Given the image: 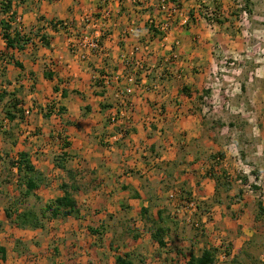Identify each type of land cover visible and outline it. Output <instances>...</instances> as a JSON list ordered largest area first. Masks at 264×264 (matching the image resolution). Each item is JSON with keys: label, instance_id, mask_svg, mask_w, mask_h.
<instances>
[{"label": "crops", "instance_id": "1", "mask_svg": "<svg viewBox=\"0 0 264 264\" xmlns=\"http://www.w3.org/2000/svg\"><path fill=\"white\" fill-rule=\"evenodd\" d=\"M12 1L13 11L19 20L16 21L17 27L22 33L30 35L32 40L21 51L13 49L10 50V55L5 53L6 66L0 63L1 69L6 67V75L1 77L0 72V82L3 80L0 93L6 92L3 106L13 86L14 91L20 87L32 88L31 91H26L28 94L25 98L58 100L60 113L51 109L45 114L37 112L31 116L30 125L38 131L49 130V135L32 134L31 148L26 151L30 152L32 162L44 173L47 181L45 191L50 192L54 184L57 185L59 190H56L55 198L64 194L61 185L71 180L67 171L72 169L78 173L77 181L83 186L78 191L81 199L75 196L79 205L88 206L86 201H94L92 206L93 212H97L95 217L102 218L98 226L104 223L102 226L110 229L108 247L117 248V253L111 257L109 254L104 255L101 252L106 248L100 247L104 234H91L88 229L84 234L77 232L76 222L79 224L83 220L82 223L87 224L90 221V217L87 220L83 217L76 219L70 230L66 229L70 233H65L62 244L56 249L59 257L50 254V264H118V256L130 260L131 264L176 263L174 258L177 250H185L189 240L180 235L174 241L179 247L173 249V254L170 253L169 246L161 247L152 238V230L157 226L167 228L164 239L172 242L168 235L172 230L170 223L179 225L180 222L176 220L173 204L170 203L172 200L169 193L173 189L166 191L163 187L170 180L179 183L177 181L180 177L181 181L185 180L183 185L191 186L193 193L190 190V196L196 195L198 189L197 196L200 199L206 200L208 204L213 203L211 209L206 211L207 214L202 216L204 222L216 224L217 220L214 222L213 216H210L212 214L218 217L220 214L226 222L225 227H228L232 222L227 221L226 214L230 211L241 214L235 229V233L236 230L239 232L234 238L237 245L232 247L234 255L240 254L238 249L243 244L247 245L248 241L254 242L257 239L255 217L259 205L257 204L253 210L255 214L252 215L246 204L252 198L254 190H247L245 184L240 189L219 191L217 182L211 179L213 173L208 164L210 158L213 161L223 159L226 170H230L228 166L234 164L237 168L235 174H241L232 148H238L245 163L239 145L243 141H239L238 137H231L219 149L221 156L218 153L215 155L217 151L214 148L218 144L214 142L212 132L216 121L212 119L210 124L207 123L211 114L203 110L200 99L203 100L204 91L214 95V88L208 89L213 83V73L217 75L222 72L219 75L227 76L228 83L229 79L239 80L241 89L236 96L248 104L251 102L248 108L244 104L237 108V114L245 121L244 128L250 127L251 137L248 140L252 144L248 153L251 168L254 169V175L264 173V0H246L251 8L252 22L257 28V31L254 28L256 32L253 31L257 36L251 39L250 44L243 38L245 32L242 30L237 29L239 31L229 34L232 18L240 15L238 0H207L204 3L208 10L219 9L220 14L226 17L220 28L224 32L222 38L225 37L226 45L230 46L228 51L235 54L237 59L235 72L232 70L234 67H217L214 64L213 52H225V49L213 47V51L208 50L211 45L209 43L196 46L195 31L190 27L191 23L184 24L181 16L190 15L195 10V14H200L196 8L199 4H194V0H181L179 16L173 20L172 28L163 38L160 35L153 37L149 31L151 20L165 19L160 10V0ZM108 9L112 11V17L104 22L101 15H105ZM64 20L72 23L70 31L57 27ZM103 23L106 27V34L102 38L103 50L91 54L86 60L73 55L68 45L70 37L97 32ZM41 35L47 36L48 44L40 39ZM228 40L235 44L240 41L241 44L228 45ZM5 47L6 41L0 26V52H6ZM128 59L132 63L140 60L144 67L137 70L134 93L128 96L124 104H120L116 92L123 86L125 75L133 71ZM224 72L231 75H224ZM220 92L223 91L220 89L215 95ZM260 101L263 102L262 107H259ZM6 108L0 104V114L5 113L3 119L9 107ZM113 114H117L119 123H112ZM212 116L216 120L221 117L219 114ZM10 121L22 122V118L17 113V117ZM54 122L63 127L56 130ZM121 127L127 133L124 137L115 139L114 136ZM28 128L31 129L30 126ZM242 132L240 130V136ZM38 138H43L42 143L36 145ZM109 140H114L110 142V146ZM138 172L148 180L145 182L136 177ZM51 180L52 186L48 182ZM222 196H225V200L242 197L239 201L227 202ZM141 209H147L148 212L144 215ZM249 212L252 215L251 221L246 219ZM235 213L231 214V218ZM68 219L72 221V217ZM0 220L4 221L0 234L10 228L15 242L19 243H27L44 229L22 230L10 226L5 218ZM250 222L254 224L255 230L250 229ZM143 227L150 229V236L143 234ZM22 234L28 235L21 237ZM119 234L122 238L130 234L131 244L128 240H123L125 237H117ZM195 242L197 245L190 249V253L195 255H199L205 247L217 246L209 243L204 245L197 238L193 240ZM198 242L201 244L199 252L195 250ZM126 243L129 245L128 249H124V253L119 252ZM0 244L6 250V260L2 262L11 263L9 242ZM81 247H87L85 254ZM12 253L15 254L13 251ZM186 261L187 258L181 259L180 264H187ZM29 262V257L27 259L24 256L23 262L18 264H30Z\"/></svg>", "mask_w": 264, "mask_h": 264}, {"label": "rangeland", "instance_id": "2", "mask_svg": "<svg viewBox=\"0 0 264 264\" xmlns=\"http://www.w3.org/2000/svg\"><path fill=\"white\" fill-rule=\"evenodd\" d=\"M181 1V0H180ZM237 1V0H235ZM207 2V0H194V4H199V6H197L196 8L199 9L200 14H195L196 10L193 11V18L195 20H193L191 18L192 15H190V21L189 24L191 23L190 27H192L195 31L194 36L196 37V46H198L199 44H203V43H209L211 44L208 47V50H212L213 47H218L221 50H224L225 52H213V60H214V64L219 67L220 65L223 66H228L229 68H233V71L235 70V66L237 63V59H235V54L230 53L228 50L230 48V46L228 47L226 45L227 40L225 39V37L222 38L223 30L220 28V24L222 22H218L217 20L213 19V18H209L207 15L210 12L208 10V7L204 5V3ZM238 3L242 4V7H245V3L246 0H238ZM240 15H237L235 17L232 18L233 20V24L232 26H230L229 29V34H231L232 32L235 31H244L245 32V36L243 37L245 39V41H247V43L250 44L251 39H253L254 37H256V32L257 28H255L254 22H252V15L250 12V6H247V11H248V18L246 20L242 19V11L240 10L241 8H238ZM161 10V9H160ZM211 10V9H210ZM192 13V12H191ZM163 17L165 18L166 15L163 14ZM226 18V17H225ZM224 21V20H223ZM228 22V21H226ZM239 22V24L237 23ZM170 29L172 28V23L173 21L170 22ZM225 23V21H224ZM239 26V28H237ZM256 31H255V29ZM239 29V30H237ZM254 31V32H253ZM198 35V36H197ZM253 35V36H252ZM161 38L164 37V35H160ZM150 39V38H149ZM256 39V38H255ZM244 41V42H245ZM148 42H151V40H149ZM155 43V42H154ZM240 43V41H238L237 44L235 43H231L228 40V45H232L233 46H238V44ZM241 44V43H240ZM207 51V50H206ZM213 51V50H212ZM201 53H203V51H201ZM206 53H209L208 51ZM263 53V52H262ZM251 54V53H250ZM220 55V56H218ZM222 61V62H221ZM227 61V62H226ZM10 62V61H9ZM224 63V64H223ZM6 66V65H4ZM200 66V65H199ZM196 67V66H195ZM6 67H3V69L0 68V72H1V77L5 74L6 72ZM225 69V68H224ZM3 71V72H2ZM219 71V70H217ZM235 72V71H234ZM223 74L222 72H219V74ZM218 73L217 75L213 73V87L210 84V88L208 89H212L214 88V95H210V93H205V91L203 92V100L200 99L202 108L205 112L210 113V120L207 121L208 124H210L212 122V119H214L215 125L213 126L214 130L212 132L213 138H214V142H217L218 146L215 149L216 154L218 155L219 153H221V151L219 150L224 143H226L227 141H229V139L231 137H238L239 141H243V143L241 144L240 142V147H241V151L243 153L244 156V160L246 161L245 167H246V171H248L247 169H251V161H250V155H249V151L251 149V144L252 141H249L248 139H250L251 137V133H250V127L248 128H244L245 127V121H243L241 119V116H239L237 114V108L239 107V105L244 104L247 108L250 107V103L248 104L247 101L238 98L236 95L238 94V92L241 89V84L239 83L238 79H229L230 82L228 83L226 80L228 78L224 77V76H220ZM6 75V74H5ZM224 75H231V74H227L226 72H224ZM227 82V84L225 83ZM233 83V84H232ZM1 84H3V80L0 82V92L2 91L1 88ZM8 84V82H7ZM225 85H227L225 87ZM12 89L14 88L11 87ZM10 89V94L8 95V100L5 99L6 104L5 106H3V100L0 102L1 107L6 108L9 107L8 110H10L11 108L13 109V111H18L19 117L22 118V122H17L15 121L12 122L8 129H1L2 127V116L5 113H1L0 114V148L3 152H8L10 153V155H12V157L16 156L19 154V151L21 150H29L31 148L32 145V134L34 136H38V135H49L48 132L49 130H47L48 132H42V131H38L36 130V128H34L33 126H31V122H30V118L33 114L38 113H47L49 112L51 109L53 111H55L57 113V111H59L60 109V104L58 102V100L56 101L54 98L50 101H43L42 99H35L33 97L30 98H25L26 95L28 94V92L26 91H31L32 88H22L20 87L17 91H14ZM207 89V88H205ZM222 90L223 92H220L218 95H215V92L218 93L219 90ZM24 91L26 93H24ZM207 91V90H206ZM226 91H228L229 93H231V91H233V94L227 95ZM18 94V95H16ZM16 101H19L18 106H13L14 103H16ZM261 102V101H260ZM262 107L263 106V102H261L260 104ZM13 106V107H12ZM30 107V113L26 114L24 112L23 108H29ZM7 109V108H6ZM22 109V110H21ZM4 110V109H3ZM7 110V111H8ZM54 112V113H55ZM55 113V114H56ZM59 113V112H58ZM221 115L220 118H218L217 120L215 118H213L212 115ZM6 116V115H5ZM7 117V116H6ZM2 118V120H1ZM24 119V120H23ZM230 123H233L234 125H231ZM31 127V129H29V126ZM53 125H56V130L60 129L61 125L57 124L54 122ZM243 126V127H242ZM118 128V127H117ZM116 128V129H117ZM242 128V129H241ZM124 129V128H123ZM240 130H242L243 132L241 133V136L239 135ZM252 131V129H251ZM39 140L37 141L36 145H38L39 143H42L41 139L43 138H38ZM41 141V142H40ZM114 140H109L108 145L110 146V142H112ZM243 149V150H242ZM248 151H247V150ZM218 153V154H217ZM42 155H44V153H42ZM221 155L219 154V157ZM55 160H57V156H53ZM213 159H209V165H211V171H212V175H211V179H213L215 181V183L217 182L219 184V186L217 185V187L219 188V191H223L225 192L226 189L229 188H234V189H240L241 185H245L243 182L244 177L247 178L248 183L246 184V189L250 190V184H255L257 186H260L261 189H254V187L252 188L254 190L253 195H251L250 201H248L246 204L249 205V209L250 211H252V215L255 214V212H253V210L255 209V207H257V204L259 201L264 202V177H259V184H256L255 181V175L253 174L254 169L252 170V172L248 173L246 172L245 174H235L237 172V168L236 166L233 164L228 166L230 168V170H226L224 168V164L225 162L222 160H218L216 159L215 161H213ZM6 162V161H5ZM0 163V219L1 218H6L5 217V207L9 204V202L14 200L15 195H17V171L16 168H14V170L12 169L11 172H9L8 170V161L5 163ZM229 162L231 163L232 160L229 159ZM233 163V162H232ZM224 169V170H223ZM225 171V172H224ZM236 171V172H235ZM261 174H264L262 172L259 173V176ZM138 178H142L141 180L143 181H147L148 178H143L144 175H139V172L137 175H135ZM10 177H12V182L11 183H6L7 179H9ZM55 180H57V178H54ZM157 181V180H156ZM185 181V180H184ZM184 181H181V177L180 180H178L176 183L174 182V180H170L169 182H167L163 188L166 189V191L170 190L171 188L174 189L176 187L178 188H182L186 191H188V193H190L189 191L191 190V194L192 192V188L191 186H187L186 184L183 185ZM50 182V185L52 186L53 184V180L48 181ZM52 182V183H51ZM47 184V181H46ZM212 184H214V182L212 181ZM152 184H149V186H151ZM212 188H214V185H212ZM211 188V189H212ZM58 187L57 185L54 184V187L51 188L50 192L39 191V195L42 197L43 202L52 200L55 198V196L57 195V190ZM203 188H201L202 190ZM59 190V189H58ZM205 190V189H204ZM257 190V191H256ZM199 190L196 189V195L194 196H190L193 199H196L199 203V211H198V215H195L196 219H199L200 221H203L202 216L206 215L208 210L211 209V207L213 206V203L211 202L210 204H208V202L205 200L200 199L197 194H198ZM257 193V196H256ZM75 196L78 197L79 199H81V195L77 192L75 193ZM225 200V196H222ZM242 197V196H241ZM240 196L237 197H232V199L230 201H236V200H240L241 199ZM84 197H82V200ZM229 198V197H228ZM214 199V198H212ZM81 200V201H82ZM229 200H225V201H229ZM83 202V201H82ZM170 202V201H169ZM88 206H84L82 204V213H83V217L87 219H89L90 217V221L85 224L82 223V221L78 224V222H76V219L72 217V221H69V219H60V220H54L53 222H47V228L45 229H41V231L39 232V234L33 236V238H31V240H27V243H19V241L15 242V237H13L10 231V228H7L6 230H4L1 234H0V243L1 242H9V247L11 250V263H3L0 260V264H18L19 262L22 263L23 262V258L24 256H27V259L29 257V262L30 264H50L51 262V255L50 254H54L55 257L58 256L56 255V248L59 247V245L62 244V239H64L63 237H65V233L69 234V230L73 227L74 221L76 222V227H77V232H79L80 234H84L86 232V230L88 229L89 225L90 226H94V227H99L98 225L100 224V221L102 218L99 217H95L97 216V212H93L94 211V206H92V204L94 203V201H89V202H85ZM84 203V204H85ZM171 205L173 204V209L175 210L176 206L181 204V200L177 199L176 201L172 200ZM25 205V204H24ZM29 206L35 207L36 209L39 208V204H37L35 202V198H33L30 203H28ZM20 206L23 207V205L21 204ZM173 210V211H174ZM213 213V212H212ZM216 213V212H215ZM235 213L234 211H230L226 214V219L227 221H231L232 224L228 225V227L226 226V222L225 220L220 216V214H218V217H215L216 215H212L210 217L213 216L212 219H214L215 223H207V222H203V227L200 229L194 228V226L188 222H185L184 220L181 219H177L178 223L180 222V224L178 225L177 223L171 222L172 219L170 220V224L172 225V230L170 231V233L168 234L170 236V238L172 239L171 241H168V243H170V245H168L169 251L170 253L175 254V251L173 249H175V247H179L178 245L174 244V241L176 242V240L178 239V237H180V235H182V237H185L186 239H188V244L187 246H185V250H183L184 254H188L190 253V249L193 248V246L195 247L196 242L193 243V240L195 238H197V240L202 243V244H213V245H217L218 247H227L228 245L232 244V247H235L237 244L234 242V238H236V236L238 235V232L236 230L235 233V229L238 225V219H240L241 214H234L233 218H231V214ZM252 215L251 212H249V214L246 215V219L251 221L252 220ZM209 217V215H207ZM218 218V219H216ZM106 219V218H105ZM108 221H110L109 217L107 216ZM175 220V221H176ZM78 221V220H77ZM229 221V222H230ZM213 222V221H212ZM207 224V226H206ZM209 224V225H208ZM8 225V224H7ZM104 225V223L102 224ZM182 225V226H180ZM252 225V226H251ZM9 226V225H8ZM250 229L254 230L256 229L255 226L258 228L255 230L257 231L256 237L257 239H255L254 242L252 241H248L247 245L243 244V246L240 247V249H238L240 252V254L238 255V261L239 264H264V219L262 222H255V226L254 224H252L250 222L249 224ZM69 230H66V229ZM110 229H106L104 231V236L101 237V248H106L102 250V254L104 253V255L109 254L110 257L113 254L117 253V248H109V241L111 239V235H110ZM135 231V230H134ZM13 233V232H12ZM143 234L145 236H150V229H148L147 227H143ZM28 235V234H26ZM25 235V236H26ZM121 234H119V236L122 238V236H120ZM23 236V234L21 235V237H25ZM129 235H124L123 238L125 237V239L123 240H128V243L131 244V237L129 239ZM116 237V239H117ZM35 238V239H34ZM254 238V237H253ZM250 239V238H249ZM119 241H121L120 239H117ZM191 241V242H190ZM198 242V247L197 250L199 252V248H201V244L199 245ZM251 242V243H250ZM128 243H126L123 247H121V250H119V252L124 253L125 250L124 249H128ZM118 246H122V245H118ZM87 247H81V250L83 251V253L85 254V250ZM142 250V249H141ZM235 250V248H234ZM15 252V254L12 253ZM108 251V252H107ZM23 254V256H21ZM46 254V255H45ZM232 256H235L234 254H232ZM59 257V256H58ZM105 257H109V256H105ZM170 260V258H168ZM34 262V263H33ZM59 262L61 263L62 260L60 259ZM138 262V261H136ZM105 263V262H104ZM174 263V262H173ZM107 264V263H105ZM177 264V263H174ZM218 264H232L231 260H227V261H218Z\"/></svg>", "mask_w": 264, "mask_h": 264}, {"label": "trees", "instance_id": "3", "mask_svg": "<svg viewBox=\"0 0 264 264\" xmlns=\"http://www.w3.org/2000/svg\"><path fill=\"white\" fill-rule=\"evenodd\" d=\"M175 3L178 0H170ZM249 0H247L248 2ZM245 4V8H247L248 4ZM12 0H0V26L2 29L3 37L6 41L5 53H11L10 50H18L21 51L25 48V45L31 42L32 38L28 34H24L20 31L19 27L16 25V14L13 11ZM241 10V9H240ZM211 13L213 16H208L209 18H213L215 20H219L218 22H223L225 17L220 14V10L213 8L211 9ZM191 18H193V12L190 13ZM55 26V24H52ZM149 31L153 37H157L162 33L154 27L152 23H150ZM40 39L48 44L47 36L41 35ZM12 56V55H11ZM11 59V58H9ZM19 66L22 67L20 63ZM47 76H51L47 74ZM6 96V92L0 93V100L2 101ZM19 101H16L13 106H18ZM12 106V107H13ZM22 110V109H21ZM61 109H59L60 113ZM18 111L13 112V109L7 111L6 116L14 120L17 117ZM49 114V113H48ZM123 129L122 127L119 130ZM127 133V132H126ZM8 161V170L16 168L17 171V195H15L14 200L9 202V204L5 207V219L8 224L12 227L18 229H37V228H46L47 222L60 220V219H68L69 217H73L75 219H82V208L78 203V200L75 197L74 192H78L80 188L83 186L77 181V172L75 170H68V175L70 177L69 182H64L61 185V189L64 194L62 196H58L52 200L43 202L42 197L39 195V191L46 188V178L44 173L37 168V166L32 162L29 151H20L18 156L11 157L10 153L4 152L0 149V163ZM5 162V163H6ZM62 166V163H58ZM259 176V173H257ZM12 177L7 179L6 183H11ZM95 182H97L95 180ZM244 184L248 183L246 177L243 179ZM218 185V183H217ZM219 186V185H218ZM254 189H261L260 186L252 184ZM183 195L187 198H191L188 191L183 189ZM35 198V202L39 204V208L29 206L28 203ZM23 205L20 206V205ZM25 204V205H24ZM259 210L256 214L255 222H262L264 219V205L263 202L259 201ZM141 212L145 215L148 212L147 209H141ZM108 226V225H107ZM4 228V221L0 220V232ZM258 228V226H257ZM106 226L100 225L99 227L89 226L88 230L91 234H99L102 236L104 231L106 230ZM167 232V228L162 226H157L152 230V238L159 243L161 247H168V242L165 241V234ZM223 248V247H222ZM225 248V247H224ZM57 249V248H56ZM221 247L210 246L205 247L201 250L199 255H195L194 253L184 254L183 250H177L176 256L174 258L177 264H180L181 259L187 258V264H218L217 255L221 252ZM228 254V259L231 260L232 264H239L238 255L232 256V244L228 245L225 250ZM6 250L5 247L0 244V260L5 261ZM226 260V261H227ZM32 262V261H30ZM34 263V262H33ZM118 264H131L130 260L124 259V257H117ZM93 264V263H91Z\"/></svg>", "mask_w": 264, "mask_h": 264}, {"label": "built area", "instance_id": "4", "mask_svg": "<svg viewBox=\"0 0 264 264\" xmlns=\"http://www.w3.org/2000/svg\"><path fill=\"white\" fill-rule=\"evenodd\" d=\"M181 1L178 0L177 2L173 3L170 0H160V9L164 15H166L164 20H151V23L154 25L155 28H157L162 34L161 35H166L169 30H170V22L173 21L178 15V13L181 10ZM238 7L241 8L242 11V19L246 20L248 18V11L245 7H242V4H238ZM208 13V16H213L211 13V10ZM112 11L107 10L105 12V15H101V19L105 22V20L109 19L112 17ZM183 16L182 20L184 24H188L190 21V15H181ZM18 20V19H17ZM19 21V20H18ZM181 21V20H180ZM96 24V23H94ZM101 29H98L97 32H94L92 34L90 33H83L79 37H70L69 41V48L71 50V53L75 55L79 59L86 60L91 54L98 53L99 51L103 50V45H102V38L106 34V27L105 24L103 23ZM57 27L65 30V31H70L72 29V23L69 21H62L60 22ZM174 57H177V55H174ZM135 61V60H134ZM133 63L131 62L130 59L127 60V62H130L132 65V72L128 73L124 77V83L123 86L116 92V98L118 99L120 104H124L127 101V98L129 95L134 93L135 87L137 85V70H140L144 67L143 62L138 60ZM0 63L4 66L7 64V57L3 52H0ZM227 95L233 94V91L229 93L226 91ZM25 113L29 114L30 113V107L29 108H24ZM59 112V111H57ZM112 123L117 124L119 123V120L117 119V114L112 115ZM11 124V121L8 117H5L2 121V128L3 129H8L9 125ZM126 134L125 129H121L117 131L116 135L114 136L115 139H118L120 137H124ZM234 145V144H233ZM232 152L236 155L237 161L239 162V167H238V172L245 174L246 172L250 173L252 172L251 169H247L245 164L243 163L242 158L240 157V153L238 148L235 146L232 148ZM255 183L259 184V177H264V174H261L260 176L255 175ZM250 190L253 191L252 184L249 185ZM169 198L171 200L176 201L177 199L181 200V204L177 205L175 210H174V216L177 219L184 220L185 222H188L194 226V228L200 229L203 227V222L200 221L199 219L195 218V215H198L199 211V203L196 199L193 198H187L186 196L183 195V189L182 188H174L170 193H169ZM221 252L217 255L218 261H226L228 259V254L224 251L225 248H221Z\"/></svg>", "mask_w": 264, "mask_h": 264}]
</instances>
